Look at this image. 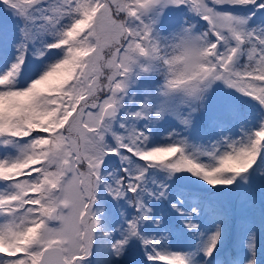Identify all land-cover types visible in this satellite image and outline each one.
Masks as SVG:
<instances>
[{
    "label": "trees",
    "instance_id": "trees-1",
    "mask_svg": "<svg viewBox=\"0 0 264 264\" xmlns=\"http://www.w3.org/2000/svg\"><path fill=\"white\" fill-rule=\"evenodd\" d=\"M117 5L119 13L111 11L114 27L120 29L119 34L115 33L117 43L123 40L121 35L135 51L153 55L154 80L172 84L180 81L183 67L175 65L174 59L182 55L181 49L168 43L166 33L160 41L148 39L145 34L149 40L145 48V36L131 16V0H120ZM68 9L71 16L64 20L60 30L30 35L34 39L32 52L46 58L36 75L23 83L14 82L19 75L18 64L28 52L21 46L25 41L23 30L32 28L30 21L34 23L36 16L30 11H19L10 25L16 49L10 57V67L0 66V137L5 141H22L27 150L6 164V155L0 152V177L25 185L0 194V264H15L30 256L28 249L39 235L48 211L44 199L45 171L57 168L46 165L47 152L70 146H74L70 149L74 151L86 197L81 220L89 236V264H184L183 255L194 247L197 222L213 215L218 216L219 233L212 241L211 260L236 263V240L246 226L257 234L250 264L264 261V82L255 80L256 88L238 102L229 122L206 123L208 142L220 127L221 135L231 141L217 159L198 154L186 142L188 133L181 128L152 118L149 124L144 120L130 123L133 130L128 129L126 136L107 132L102 142L94 141L102 154L100 159L107 156L94 165L83 154L85 148L78 130L71 127L77 119V107L69 103L66 83L84 48L77 42L80 31L72 25L78 15L92 16L89 10L95 11L96 3L88 5V0H75ZM212 40L207 28L202 41L206 56L212 50ZM251 44L248 34L245 35V41L240 43V60L243 74L254 82L262 73ZM110 51L106 49L104 62ZM99 66L101 73L92 84L98 85L96 97H102L111 87L104 78L107 66ZM137 100L131 94L123 98L128 115L141 114L136 111ZM249 170L256 179L241 189L237 178ZM20 209L28 212L29 217L17 238L8 241L5 215ZM170 240L177 244V249L164 258L159 248Z\"/></svg>",
    "mask_w": 264,
    "mask_h": 264
},
{
    "label": "rangeland",
    "instance_id": "rangeland-1",
    "mask_svg": "<svg viewBox=\"0 0 264 264\" xmlns=\"http://www.w3.org/2000/svg\"><path fill=\"white\" fill-rule=\"evenodd\" d=\"M74 1L0 0V66L3 63L9 65L16 49L10 37L13 19L18 17L19 11H30L36 16L34 23L30 21L32 28L23 30L25 41L21 46L28 52L23 54L18 64L19 75L14 82L21 83L26 77L34 76L46 58L32 52L34 39L30 35L60 30L64 20L71 16L68 8ZM94 2L95 11L89 10L92 16L78 15L76 23L72 25L73 29L80 31L81 37L77 42L84 48L79 54L74 74L66 83L70 90L69 103L77 107V119L71 122V127L79 132L86 158L91 159L94 165L102 163L107 156L100 159L102 154L94 141L102 142L107 132L126 136L128 129L133 130L130 123L142 119L149 124L151 118L156 122L169 121L178 129L186 131L189 136L186 142L198 154L211 159L222 155L231 141L221 135L220 127L219 132L212 136V141L208 142L204 127L210 120L219 125L229 122L237 110L238 102L247 98L249 90L256 88L255 80L264 82V0H131V16L145 36L142 39L145 48L149 46L148 39H159L161 33L172 35L181 47L183 56L176 61L183 65L184 77L176 84L158 83L152 78L156 65L153 55H142V52L135 51L132 44L121 35L119 38L123 40L117 43L115 33L119 34L120 29H115L111 11L119 13L118 5L109 4L107 0H88V5ZM250 22L253 24L248 26ZM207 28L213 40L212 52L205 57L202 41ZM17 30L20 31V27L17 26ZM247 34L252 48L257 52V63L262 73L253 79L254 82L243 74L240 60V43L245 41L244 36ZM107 48L111 54L104 62L103 55ZM53 49H50L51 53L55 51ZM99 65L107 66L104 78L110 81L108 86L111 85L102 97H96L98 85H92L96 82V75L101 73ZM113 85L120 87L116 93L111 90ZM130 94L138 98L136 111L141 112L138 116L128 115L122 102ZM109 102L115 103L116 114L105 120L101 112ZM70 147L47 152L46 165H56L57 168H46L44 199L49 206L58 207V220L50 222L45 217L39 235L28 249L31 256L15 264H30L35 261L36 251L51 244L61 245L65 258L71 264L90 262L86 257L89 236L81 220L86 199L79 182L74 151ZM26 150L27 145L22 141H5L0 137V151L6 155L5 164L13 160L15 155L23 156ZM60 150L63 152L59 153ZM65 160L70 161L69 171L64 170ZM255 179L252 170L246 171L239 176L238 185L245 187ZM53 183L59 186L54 192L51 189ZM23 187L24 184H13L0 178V194H6L11 188ZM28 217V212L22 210L6 215L8 241L17 238ZM217 219V216L207 217L197 223L194 247L184 256L186 264H221L219 260H209L212 241L219 233ZM256 236V233L244 228L238 240L243 259L237 264H249ZM159 249L165 258L176 251L177 244L170 240Z\"/></svg>",
    "mask_w": 264,
    "mask_h": 264
},
{
    "label": "water",
    "instance_id": "water-1",
    "mask_svg": "<svg viewBox=\"0 0 264 264\" xmlns=\"http://www.w3.org/2000/svg\"><path fill=\"white\" fill-rule=\"evenodd\" d=\"M118 0H109L110 3H115ZM114 90L116 91L117 88L115 87ZM115 112V106L114 104H108L104 107L103 110V117L110 118L114 115ZM66 170L69 169V162H65ZM53 191L58 190L57 185L52 186ZM49 219L54 221L57 219V209L53 207L49 212ZM36 264H67L66 261L63 259L62 256V249L60 246H49L46 247L42 253L41 256Z\"/></svg>",
    "mask_w": 264,
    "mask_h": 264
}]
</instances>
